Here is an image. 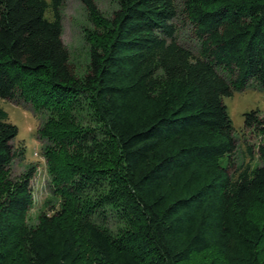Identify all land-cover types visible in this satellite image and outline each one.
Returning <instances> with one entry per match:
<instances>
[{"label": "trees", "instance_id": "16d2710c", "mask_svg": "<svg viewBox=\"0 0 264 264\" xmlns=\"http://www.w3.org/2000/svg\"><path fill=\"white\" fill-rule=\"evenodd\" d=\"M115 1L78 74L63 0H0V99L30 102L61 196L27 224L36 166L10 173L0 104V264H264V116L242 148L223 100L264 92V0Z\"/></svg>", "mask_w": 264, "mask_h": 264}, {"label": "rangeland", "instance_id": "374dc122", "mask_svg": "<svg viewBox=\"0 0 264 264\" xmlns=\"http://www.w3.org/2000/svg\"><path fill=\"white\" fill-rule=\"evenodd\" d=\"M49 1V0H47ZM96 15L87 10L80 0H63L60 15L62 23V41L68 51L70 63L76 73L81 74L86 69L89 59V49L96 39L105 36L107 33L106 23L113 16L117 9L115 0H94ZM182 36L188 44L191 41L189 28L181 25ZM227 110L239 137V143L243 148V141L256 144L259 137L256 133L246 129L241 133L244 126L243 114L251 109H258L261 116H264V92L255 87H247L234 91L229 97L223 98ZM20 103L11 100L0 99L1 106L8 113L9 121L16 125L17 135L13 140L15 146L25 147V157L22 160H15L11 166L12 176H18L25 172L30 165L36 169L30 180L31 205L26 212V222L29 225L36 223L41 211H48L50 205L56 207L61 201L59 193L54 191L51 184V177L48 172L47 161L43 154V144L36 134L40 120L28 108L30 102L20 99ZM25 103V104H23ZM110 226L112 223L109 221ZM88 247H86V250ZM202 256H193L186 264H195ZM77 264H93L90 252Z\"/></svg>", "mask_w": 264, "mask_h": 264}]
</instances>
